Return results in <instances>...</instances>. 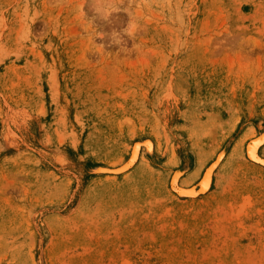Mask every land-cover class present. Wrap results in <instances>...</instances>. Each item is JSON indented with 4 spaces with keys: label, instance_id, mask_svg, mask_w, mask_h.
I'll list each match as a JSON object with an SVG mask.
<instances>
[{
    "label": "rangeland",
    "instance_id": "rangeland-1",
    "mask_svg": "<svg viewBox=\"0 0 264 264\" xmlns=\"http://www.w3.org/2000/svg\"><path fill=\"white\" fill-rule=\"evenodd\" d=\"M0 264H264V0H0Z\"/></svg>",
    "mask_w": 264,
    "mask_h": 264
},
{
    "label": "bare ground",
    "instance_id": "bare-ground-1",
    "mask_svg": "<svg viewBox=\"0 0 264 264\" xmlns=\"http://www.w3.org/2000/svg\"><path fill=\"white\" fill-rule=\"evenodd\" d=\"M261 141L259 139L256 138H252L250 141L247 142L246 146H245V151H246V155L247 157L251 160H254L255 157L258 156L257 154V149L258 146L260 145ZM137 149V148H136ZM135 149V150H136ZM133 153H135L133 151ZM134 157V156H133ZM132 158V157H131ZM135 160V159H134ZM256 161V160H255ZM218 163V159L217 161L213 162V164L209 165L208 167H206L205 171L203 172L202 178H201V182H200V189L199 191L201 192H205L210 184V179H211V174L213 172V169L215 168V166ZM257 163V162H256ZM128 164V163H127ZM262 164V163H261ZM131 165V164H130ZM173 187L175 186L174 182L172 183ZM195 189V188H194ZM194 191L193 189H180V192L182 193H188L190 195H193L191 192ZM199 191H195L193 192L194 195L199 192ZM186 195V194H185Z\"/></svg>",
    "mask_w": 264,
    "mask_h": 264
}]
</instances>
